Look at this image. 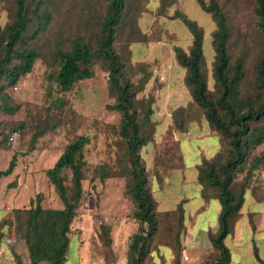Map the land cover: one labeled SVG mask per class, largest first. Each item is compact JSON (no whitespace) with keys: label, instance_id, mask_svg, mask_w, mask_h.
<instances>
[{"label":"rangeland","instance_id":"obj_1","mask_svg":"<svg viewBox=\"0 0 264 264\" xmlns=\"http://www.w3.org/2000/svg\"><path fill=\"white\" fill-rule=\"evenodd\" d=\"M35 1L50 13V21L34 39L30 37L32 26L20 46L35 48L39 57L15 85L0 82V104L7 96L8 104L17 106L13 112L0 109V169L7 167L12 155L17 158L12 173L0 179V264H15V254L23 264H30L23 238L24 215L15 214V209L29 207L30 199L37 200V194L41 206L62 207L45 170L70 141L82 134L89 137L84 147L83 197L71 224L63 264H127L128 246L131 236L139 231V222L133 217L135 207L126 193L130 175L125 142L119 134L120 113L108 107L117 100L108 90L105 60L96 53L108 0ZM221 3L230 25L232 60L242 58L244 63L241 94L246 97L255 93V63L263 54L264 32L257 25L253 0ZM34 6L33 1L28 3L29 15ZM176 12L184 13L204 30V65L208 86L213 90L211 34L216 27L211 14L196 0H125L116 33L115 49L124 62L123 72L137 90L138 119L148 103L153 111L150 121L142 126L148 140L141 156L157 202L158 225L145 264H197L213 257L211 244L202 239L200 215L193 206L198 200L215 202L214 190L199 182L198 172L190 178L193 168L183 162L179 141L162 125L175 121L179 109L183 112L178 121L183 125L185 110L196 106L187 103L190 93L185 84L186 72L175 58V46L188 51L192 42L190 30ZM13 13L14 0H0V58L3 33L13 21ZM76 38L94 52L93 76L74 82L69 91H61L56 82L59 62L54 55L55 44L69 50ZM181 104L187 108L178 107ZM221 142L211 159L223 149ZM178 205L184 208L181 228ZM213 214L209 211L204 215L213 223Z\"/></svg>","mask_w":264,"mask_h":264},{"label":"trees","instance_id":"obj_2","mask_svg":"<svg viewBox=\"0 0 264 264\" xmlns=\"http://www.w3.org/2000/svg\"><path fill=\"white\" fill-rule=\"evenodd\" d=\"M34 2V10L28 13V3ZM201 9L211 14L215 30L211 34L214 51L211 76L214 89L208 86L203 54L204 30L182 12H176L191 33L192 42L188 51L174 47L177 63L185 70V84L193 103L200 108L210 127L217 131L223 141V149L210 160H203L198 169L199 182L214 190L220 202L218 230L209 233L213 257L197 264H229L231 254L224 240L231 233L244 203L248 188L256 190L259 174L264 169V49L255 63V93L246 97L241 94L245 82L242 58L232 60L230 53V25L221 0H196ZM125 0H108L96 44V53L105 60L109 93L117 102L108 106L120 113L119 134L125 142V157L129 164L130 179L126 193L133 205V217L139 222V231L131 236L128 246L127 264H145L150 245L158 225L157 202L148 185V178L141 148L148 137L142 131L143 124L150 121L152 108L148 103L141 120L137 116V90L123 72L124 62L115 49L117 28L121 24ZM257 25L264 32V0H253ZM50 13L42 10L38 1L14 0L13 21L6 27L1 40L0 82L15 85L32 70L39 57L33 47L20 46L24 35L35 26L30 37L47 28ZM94 52L81 39H74L69 50L55 44L54 55L59 66L56 82L61 91H69L74 82L93 76L91 70ZM8 97L2 98L0 109L13 112ZM183 112H175V125L182 127L178 118ZM31 140V144L35 139ZM89 142L87 135H79L70 141L56 159L45 170V174L58 195L62 207H43L40 194L31 198L29 207L15 209V214L24 215L23 238L28 250L30 264H63L69 247L71 224L83 197L82 180L85 166L84 147ZM12 155L7 167L0 169V179L12 173L16 165ZM69 173V177H68ZM104 176V175H103ZM237 185V186H236ZM36 202V203H35ZM178 224L182 226V209L178 208ZM107 238L106 228L102 226ZM107 239V243H110ZM210 255V256H212ZM259 264H263L255 250ZM15 264H23L15 254Z\"/></svg>","mask_w":264,"mask_h":264},{"label":"crops","instance_id":"obj_3","mask_svg":"<svg viewBox=\"0 0 264 264\" xmlns=\"http://www.w3.org/2000/svg\"><path fill=\"white\" fill-rule=\"evenodd\" d=\"M187 103L193 104L191 96ZM185 105L181 104L178 107L187 108ZM190 108H187L183 114L184 122L182 127H177L174 121L163 123L162 125L165 130H171L176 136V140L179 141L181 158L186 166H192L193 170L190 178H193L197 175L199 166L203 160H210L219 151L222 142L219 134L206 121L200 108L196 106ZM263 148L264 143L259 149ZM256 184L258 186L256 188L257 194L253 191V188L246 190L244 203L233 231L224 240L231 254L229 264H259L255 256V250L264 264V169L261 170ZM179 207L182 209L183 225L184 208L182 205H178L177 210ZM220 208L218 199L215 202H202L198 200L193 206L194 212H198L197 216L200 215L199 221L202 228V239H207L208 246L211 244L208 229L210 228L212 233L218 230ZM209 211H213L215 214H213V223L207 220V216L204 215ZM195 219L197 220V218ZM195 250L201 249L195 248ZM184 256L188 257L187 254H184Z\"/></svg>","mask_w":264,"mask_h":264},{"label":"built area","instance_id":"obj_4","mask_svg":"<svg viewBox=\"0 0 264 264\" xmlns=\"http://www.w3.org/2000/svg\"><path fill=\"white\" fill-rule=\"evenodd\" d=\"M185 258H187V257L185 256Z\"/></svg>","mask_w":264,"mask_h":264}]
</instances>
